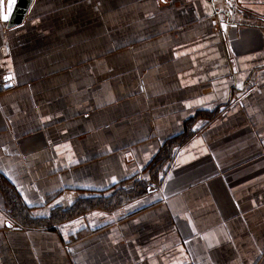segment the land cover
<instances>
[{
  "label": "crops",
  "instance_id": "0c3cea01",
  "mask_svg": "<svg viewBox=\"0 0 264 264\" xmlns=\"http://www.w3.org/2000/svg\"><path fill=\"white\" fill-rule=\"evenodd\" d=\"M0 264H264V0L0 18Z\"/></svg>",
  "mask_w": 264,
  "mask_h": 264
},
{
  "label": "trees",
  "instance_id": "16d2710c",
  "mask_svg": "<svg viewBox=\"0 0 264 264\" xmlns=\"http://www.w3.org/2000/svg\"><path fill=\"white\" fill-rule=\"evenodd\" d=\"M191 134L188 133L186 135H183L181 138H179L178 141H180L181 143H184L186 141V139L190 136ZM177 142V143H180ZM171 144H167L165 146L162 147V151L161 154L159 155V157L156 159V163L153 166L154 169V174L156 175V173L159 172L160 168L162 167L163 163L168 165L167 160L169 158H172L173 153H170V149L168 147H170ZM166 161V162H165ZM9 204L11 205L12 211H13V215L15 216V219H18V222L23 224L24 222H27L28 220L26 219V215L24 214V212H22L18 205H19V201H17L16 197L13 195H11V200L9 199ZM99 201H97L98 203ZM99 204L96 205V203L93 202H80L78 203V205H76L75 207H73L71 210H65L62 211L58 217L54 218L55 222H63L66 221L68 219L74 218L80 214H83L84 212H86L89 208H93L96 206H99Z\"/></svg>",
  "mask_w": 264,
  "mask_h": 264
},
{
  "label": "water",
  "instance_id": "95a60500",
  "mask_svg": "<svg viewBox=\"0 0 264 264\" xmlns=\"http://www.w3.org/2000/svg\"><path fill=\"white\" fill-rule=\"evenodd\" d=\"M34 0H2L0 18L8 29L21 25L27 16ZM7 19H4V16Z\"/></svg>",
  "mask_w": 264,
  "mask_h": 264
},
{
  "label": "snow or ice",
  "instance_id": "6c2138e0",
  "mask_svg": "<svg viewBox=\"0 0 264 264\" xmlns=\"http://www.w3.org/2000/svg\"><path fill=\"white\" fill-rule=\"evenodd\" d=\"M4 19H7V16L5 15L4 16ZM191 105H189V107H190ZM113 182H115V178H113Z\"/></svg>",
  "mask_w": 264,
  "mask_h": 264
}]
</instances>
